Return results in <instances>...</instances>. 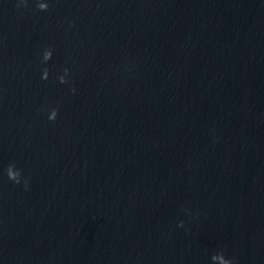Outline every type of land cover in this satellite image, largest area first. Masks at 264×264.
<instances>
[{"label":"water","instance_id":"1","mask_svg":"<svg viewBox=\"0 0 264 264\" xmlns=\"http://www.w3.org/2000/svg\"><path fill=\"white\" fill-rule=\"evenodd\" d=\"M0 264H264V0H0Z\"/></svg>","mask_w":264,"mask_h":264}]
</instances>
